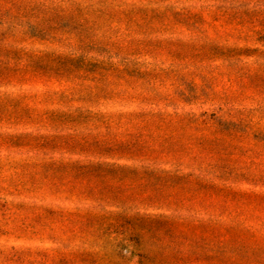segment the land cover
Instances as JSON below:
<instances>
[{
	"label": "rangeland",
	"instance_id": "1",
	"mask_svg": "<svg viewBox=\"0 0 264 264\" xmlns=\"http://www.w3.org/2000/svg\"><path fill=\"white\" fill-rule=\"evenodd\" d=\"M0 264H264V0H0Z\"/></svg>",
	"mask_w": 264,
	"mask_h": 264
}]
</instances>
